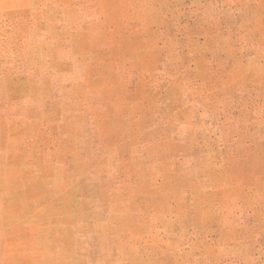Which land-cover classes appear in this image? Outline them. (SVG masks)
Here are the masks:
<instances>
[{
	"label": "rangeland",
	"instance_id": "obj_1",
	"mask_svg": "<svg viewBox=\"0 0 264 264\" xmlns=\"http://www.w3.org/2000/svg\"><path fill=\"white\" fill-rule=\"evenodd\" d=\"M0 264H264V0H0Z\"/></svg>",
	"mask_w": 264,
	"mask_h": 264
}]
</instances>
